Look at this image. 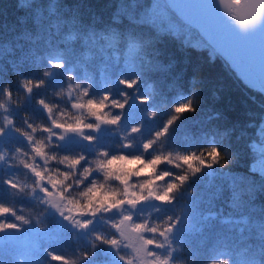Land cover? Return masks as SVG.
<instances>
[{"label": "trees", "instance_id": "trees-1", "mask_svg": "<svg viewBox=\"0 0 264 264\" xmlns=\"http://www.w3.org/2000/svg\"><path fill=\"white\" fill-rule=\"evenodd\" d=\"M156 3L0 0V107H11L9 128L28 141L17 144L40 147L46 177L78 210L117 206L131 188L137 199L158 203L159 224L173 225L178 215L189 223L182 264H264V176L252 170L264 95ZM137 94L144 105L130 111ZM100 119L96 143L49 149L52 127L81 124L92 134ZM125 119L136 140L127 148L128 137L109 128ZM27 176H19L18 191L0 177V209L12 212L10 225L14 214L37 227L47 214L30 196L36 182L23 186ZM60 232L55 241L37 237L47 250L41 264H61L53 255L67 264L112 260L116 233L109 228L94 247L71 229Z\"/></svg>", "mask_w": 264, "mask_h": 264}, {"label": "rangeland", "instance_id": "rangeland-1", "mask_svg": "<svg viewBox=\"0 0 264 264\" xmlns=\"http://www.w3.org/2000/svg\"><path fill=\"white\" fill-rule=\"evenodd\" d=\"M156 2L155 6L159 9L173 10V0H156ZM136 97L144 101L143 96L137 94ZM78 106L81 107L82 104L79 102ZM0 113V127L6 126L5 130H0V177L3 178V184L8 189L15 188L20 183L18 180L20 175L31 174L29 176L31 179L27 176L28 180L23 182V186L31 189L30 183L35 184L36 182V189L31 191L30 196L35 205L38 208H43L47 214L44 218L41 216L40 220L36 221L39 223L37 227L30 225L25 227L23 224H19L21 218L14 214L13 219L16 221L10 225L7 215L12 212L0 214V264H41L42 261L38 255L43 259L47 250L44 246L40 250L41 240H38L37 237H48L47 235H49L50 239L55 241L62 228L71 229L73 234L81 240H85L87 246L94 247L95 241L104 227L116 233L112 260L109 264H182L179 260L182 236L190 229L189 223L182 215L176 217L173 225L159 224L157 220L160 217L158 203L137 199L131 188L126 191L128 200L117 206L103 208L100 211L78 210L72 206V202L67 199L66 194L61 192V187L46 177V170L43 168L46 163L44 161V164H41L39 161L40 157L43 158L42 151H36L40 147L35 142L17 144L20 138L21 142L26 139L24 136L19 137V134L9 128L10 123H13L11 107L9 105L1 106ZM141 114L142 112L139 115ZM143 115H146V112L143 111ZM126 119L128 120V118ZM126 119L120 124L109 125V128H114L120 134H125L128 137L126 140L122 139L123 146L127 148V145L132 146L136 140L133 138L132 128L128 124L130 120L126 121ZM101 123V119L98 120V125L92 134L82 129L66 132L52 127L45 133L48 147L50 150L60 147L58 138L66 139V146L83 142L96 143L98 138L102 139L99 136L101 132L98 131L99 126L103 127ZM258 135L259 142L255 144V149L259 153V159L253 164L252 170L264 176V118ZM15 189L18 191V188ZM54 195L63 201L58 212L54 211L51 203ZM134 199L137 200L130 202ZM84 224L88 227L80 226ZM47 225H52V227L43 228ZM148 240H151L152 243L145 244V241Z\"/></svg>", "mask_w": 264, "mask_h": 264}, {"label": "water", "instance_id": "water-1", "mask_svg": "<svg viewBox=\"0 0 264 264\" xmlns=\"http://www.w3.org/2000/svg\"><path fill=\"white\" fill-rule=\"evenodd\" d=\"M172 10L186 25L197 30L201 37L217 51L237 76L251 89L264 95V21L246 34L236 23L237 17H246L257 11L264 0H249L252 5L246 13L237 8V0H173ZM264 12V9H261ZM133 98L130 109L142 106ZM62 145L66 140L59 138ZM41 163L43 160L40 159ZM52 207L58 212L63 201L53 196ZM57 204V205H56Z\"/></svg>", "mask_w": 264, "mask_h": 264}, {"label": "snow or ice", "instance_id": "snow-or-ice-1", "mask_svg": "<svg viewBox=\"0 0 264 264\" xmlns=\"http://www.w3.org/2000/svg\"><path fill=\"white\" fill-rule=\"evenodd\" d=\"M252 5L250 4L249 0H237V8L238 10L243 14V13H246L248 11L249 8H251ZM131 86V85H129ZM89 107H94V108H102L103 107V104H100V105H96L95 103L91 104ZM186 108H180L178 109L177 111L179 112H183L185 111ZM95 114V113H94ZM99 118V117H98ZM104 122H107V123H116V121H110V120H107V118L105 117L104 118ZM57 127H61V125H57ZM82 127L81 124H77L75 127H67L65 128V131L68 132V131H79L80 128ZM37 152H40L41 149L37 148L36 149ZM186 163H190V160H186L185 161ZM39 175V173H38ZM167 197H163V199H166ZM8 209H0V214H3L5 212H7ZM81 227L83 228H87L88 225L84 224V225H80ZM115 243V242H113ZM152 241L151 240H148V241H145V244H151ZM54 261H60L61 264H67V261L64 260L63 257H60V256H55L53 255L51 257Z\"/></svg>", "mask_w": 264, "mask_h": 264}, {"label": "clouds", "instance_id": "clouds-1", "mask_svg": "<svg viewBox=\"0 0 264 264\" xmlns=\"http://www.w3.org/2000/svg\"><path fill=\"white\" fill-rule=\"evenodd\" d=\"M261 9H264V3L257 5V11L255 13L246 17L236 18V23L242 32L246 34L249 30L257 28L264 21V12ZM222 264H227V262L224 261Z\"/></svg>", "mask_w": 264, "mask_h": 264}, {"label": "bare ground", "instance_id": "bare-ground-1", "mask_svg": "<svg viewBox=\"0 0 264 264\" xmlns=\"http://www.w3.org/2000/svg\"><path fill=\"white\" fill-rule=\"evenodd\" d=\"M40 158H41V157H40ZM40 158H39V159H40Z\"/></svg>", "mask_w": 264, "mask_h": 264}]
</instances>
